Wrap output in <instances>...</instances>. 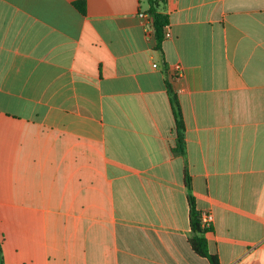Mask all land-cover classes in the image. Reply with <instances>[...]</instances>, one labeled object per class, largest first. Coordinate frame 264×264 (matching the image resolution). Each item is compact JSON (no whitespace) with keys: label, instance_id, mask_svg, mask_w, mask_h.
<instances>
[{"label":"crops","instance_id":"crops-1","mask_svg":"<svg viewBox=\"0 0 264 264\" xmlns=\"http://www.w3.org/2000/svg\"><path fill=\"white\" fill-rule=\"evenodd\" d=\"M75 1L0 0L3 263L210 264L187 171L210 252L264 264V0H166L162 52L148 0Z\"/></svg>","mask_w":264,"mask_h":264},{"label":"trees","instance_id":"trees-1","mask_svg":"<svg viewBox=\"0 0 264 264\" xmlns=\"http://www.w3.org/2000/svg\"><path fill=\"white\" fill-rule=\"evenodd\" d=\"M166 0H148L149 10L148 14L151 18L153 33L157 42V50L163 51V43L167 38L166 28L169 25V17L164 13ZM76 8L83 14L87 12V3L85 0H78L74 2ZM165 75L169 78V68L165 65ZM176 75V74H175ZM173 77V76H172ZM171 78V77H170ZM169 78V79H170ZM168 79V80H169ZM172 79V78H171ZM167 80V92L171 101L175 121H176V146L173 148V153L178 156L186 155V126L183 118L181 104L175 92L172 82ZM185 183L188 189V198L190 206V220H191V237L189 239L193 250L200 256L206 257L210 264H220L217 255L212 254L209 250L206 235L213 232V227L203 228L201 226V213L196 209L195 199L192 195V186L190 176L185 171ZM0 264L3 263L2 248L0 244Z\"/></svg>","mask_w":264,"mask_h":264},{"label":"built area","instance_id":"built-area-1","mask_svg":"<svg viewBox=\"0 0 264 264\" xmlns=\"http://www.w3.org/2000/svg\"><path fill=\"white\" fill-rule=\"evenodd\" d=\"M142 17L148 18L151 21V18L149 16V14L147 15H141ZM151 33V32H150ZM157 65H154V67H156ZM175 73H176V77H182V67L181 65L177 64L175 67ZM200 222H201V226L203 228H210L213 226V222H214V216L211 212L209 211H202L201 213V217H200Z\"/></svg>","mask_w":264,"mask_h":264}]
</instances>
